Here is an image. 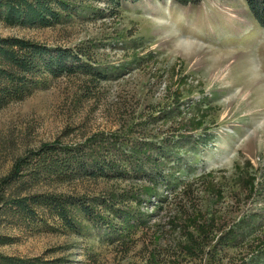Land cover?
Returning <instances> with one entry per match:
<instances>
[{
    "label": "rangeland",
    "instance_id": "rangeland-1",
    "mask_svg": "<svg viewBox=\"0 0 264 264\" xmlns=\"http://www.w3.org/2000/svg\"><path fill=\"white\" fill-rule=\"evenodd\" d=\"M104 2L55 28L0 21L1 38L90 57L0 110V187L18 159L44 145L81 148L89 165L105 159L118 170L26 183V194L72 197L102 212L91 223L76 208L74 230L24 222L0 201V242L9 240L0 254L61 264H264V28L246 0ZM104 201L116 207L95 204Z\"/></svg>",
    "mask_w": 264,
    "mask_h": 264
},
{
    "label": "trees",
    "instance_id": "trees-1",
    "mask_svg": "<svg viewBox=\"0 0 264 264\" xmlns=\"http://www.w3.org/2000/svg\"><path fill=\"white\" fill-rule=\"evenodd\" d=\"M109 3L115 0H0V21L11 27L55 28L69 18L77 16L83 5L89 3ZM139 1V0H134ZM182 5L197 4L201 0H174ZM247 7L255 21L264 28V0H246ZM114 6V5H113ZM114 9V8H113ZM90 57L65 50H48L28 40L0 37V110L8 104L27 97L46 78L71 75L77 72ZM95 77L98 73L89 70ZM81 148L60 147L56 144L44 145L18 159L9 175L2 179V196L7 215L33 225L47 224L48 220L74 230L73 217L77 209L89 222L102 212L96 213L90 204L76 198H61L45 193L25 192L26 183L30 188H38L42 183H64L73 179H109L118 170L114 164L101 160H91ZM6 193L8 194L6 196ZM133 194L134 191H131ZM109 203V204H106ZM99 209L108 206L109 201L95 203ZM111 204V206H110ZM77 208V209H76ZM100 222L101 220L98 219ZM126 223L125 216L121 223ZM105 227L111 228L109 222ZM129 222L127 221V224ZM126 224V225H127ZM124 230V229H123ZM120 229V236L123 232ZM9 243L3 239L0 245ZM0 264H61V260H44L40 257L21 258L0 254Z\"/></svg>",
    "mask_w": 264,
    "mask_h": 264
},
{
    "label": "bare ground",
    "instance_id": "bare-ground-1",
    "mask_svg": "<svg viewBox=\"0 0 264 264\" xmlns=\"http://www.w3.org/2000/svg\"><path fill=\"white\" fill-rule=\"evenodd\" d=\"M259 82H260V81H259ZM259 82H258V83H259Z\"/></svg>",
    "mask_w": 264,
    "mask_h": 264
}]
</instances>
